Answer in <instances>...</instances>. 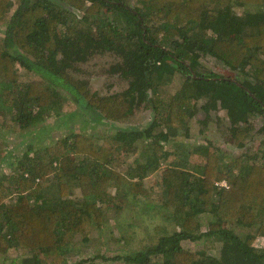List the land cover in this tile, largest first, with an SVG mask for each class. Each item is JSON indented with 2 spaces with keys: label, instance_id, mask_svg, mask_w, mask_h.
Instances as JSON below:
<instances>
[{
  "label": "trees",
  "instance_id": "16d2710c",
  "mask_svg": "<svg viewBox=\"0 0 264 264\" xmlns=\"http://www.w3.org/2000/svg\"><path fill=\"white\" fill-rule=\"evenodd\" d=\"M101 51L118 56L128 86L103 92L71 73ZM141 104L149 120L124 126ZM223 118L239 153L206 135ZM0 122L7 133L68 125L26 140L9 165L0 144V257L22 247L19 264H69L110 212L152 198L168 222L113 259L264 264V0H0ZM95 123L115 136L88 130Z\"/></svg>",
  "mask_w": 264,
  "mask_h": 264
},
{
  "label": "rangeland",
  "instance_id": "374dc122",
  "mask_svg": "<svg viewBox=\"0 0 264 264\" xmlns=\"http://www.w3.org/2000/svg\"><path fill=\"white\" fill-rule=\"evenodd\" d=\"M207 64L214 68L217 72L236 77L237 72L224 65V63L213 56L204 57ZM119 58L116 54L110 51L96 52L85 62H80L75 70L71 73L76 78H84L88 80L91 87L98 88L103 92L108 90L115 91L121 90L128 86L127 79L123 78L118 71L113 70L116 62ZM167 91L172 92L174 87L172 84L167 86ZM75 105L71 104L66 107L65 110H70ZM219 114L223 115L224 110L220 108ZM151 116V112L144 104L135 106L133 108L131 118L124 124L136 125L146 123ZM55 123V117H51L46 121V124L52 125ZM227 120H223L219 123L212 122L206 129V135L215 139L220 143L224 150L232 153H239L240 149L233 143H230V135L226 134ZM68 127L67 124H62L61 127H54L50 132L40 128H26L15 131V133H7L4 129L2 122H0V144L2 145V158L4 163L12 162L16 160L20 155H24L26 149V140H35L39 135L41 140L50 141L55 135H60ZM92 127V128H91ZM88 128L91 132H99L100 134H108L115 136L116 130L108 126L107 124L95 123L94 126ZM199 129V125L195 123L193 130L196 132ZM41 130V131H40ZM182 131V130H181ZM180 131V132H181ZM203 135V133H201ZM229 138L225 140V137ZM35 138V139H34ZM189 139L181 132L180 139ZM259 135L255 137L258 141ZM43 141L41 143H43ZM194 159H199L195 156ZM3 163V164H4ZM4 168L8 169V165ZM159 180L156 172L151 173L148 178V183H156ZM154 196V194H153ZM152 196V197H153ZM136 212L133 207H126L117 217L110 212L108 217L103 222V228L93 226L91 232V241L88 244L80 243V248L69 253V264H74L76 261L84 259L82 264H123L120 259H113L112 257L117 254L129 253L133 248H139L151 241L149 233L153 231L155 224L161 222H168V217L165 208L157 205L156 201L152 198L141 200L136 206ZM112 234L115 236H122L120 241H114ZM185 246L195 248L198 250L209 251V247L213 246L211 239H204L200 241H193L188 238L183 240ZM214 251V250H213ZM28 255L26 248H12L6 255L0 257V264H19L22 257ZM6 256V257H5ZM12 259L15 261L12 262Z\"/></svg>",
  "mask_w": 264,
  "mask_h": 264
},
{
  "label": "built area",
  "instance_id": "2783aa9c",
  "mask_svg": "<svg viewBox=\"0 0 264 264\" xmlns=\"http://www.w3.org/2000/svg\"><path fill=\"white\" fill-rule=\"evenodd\" d=\"M217 183H219L221 185H227V181L225 179H223L221 181H217Z\"/></svg>",
  "mask_w": 264,
  "mask_h": 264
}]
</instances>
